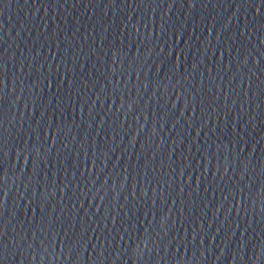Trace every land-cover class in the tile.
Here are the masks:
<instances>
[{
    "label": "water",
    "instance_id": "water-1",
    "mask_svg": "<svg viewBox=\"0 0 264 264\" xmlns=\"http://www.w3.org/2000/svg\"><path fill=\"white\" fill-rule=\"evenodd\" d=\"M0 264H264V0H0Z\"/></svg>",
    "mask_w": 264,
    "mask_h": 264
}]
</instances>
